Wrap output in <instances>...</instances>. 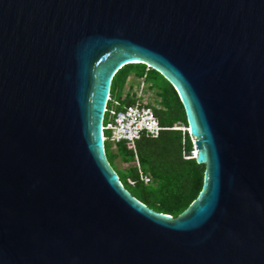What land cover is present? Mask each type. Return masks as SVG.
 I'll list each match as a JSON object with an SVG mask.
<instances>
[{"label":"water","instance_id":"water-1","mask_svg":"<svg viewBox=\"0 0 264 264\" xmlns=\"http://www.w3.org/2000/svg\"><path fill=\"white\" fill-rule=\"evenodd\" d=\"M129 62L173 85L204 165L175 216L104 152ZM0 264H264V0H0Z\"/></svg>","mask_w":264,"mask_h":264},{"label":"trees","instance_id":"trees-1","mask_svg":"<svg viewBox=\"0 0 264 264\" xmlns=\"http://www.w3.org/2000/svg\"><path fill=\"white\" fill-rule=\"evenodd\" d=\"M139 77L155 94L153 112L162 127L155 136L141 134L135 139L134 147L124 140L116 141V151L111 150L108 139H104V152L121 183L131 194L155 210L175 216L198 193L204 165L197 163L195 156H185L193 141L187 130L184 108L173 85L158 70L142 62L123 64L112 76L110 95L116 97L114 92L125 85L128 78ZM118 98L119 106L135 101L133 91H127ZM110 103L108 101L107 105ZM103 133L106 134L105 131ZM135 155L138 166L133 163ZM117 156L122 162L131 161V165L116 167L114 158ZM140 172L149 175L147 182L140 178Z\"/></svg>","mask_w":264,"mask_h":264},{"label":"built area","instance_id":"built-area-1","mask_svg":"<svg viewBox=\"0 0 264 264\" xmlns=\"http://www.w3.org/2000/svg\"><path fill=\"white\" fill-rule=\"evenodd\" d=\"M137 80L140 82V86L138 90H133L135 101L130 104L119 106L120 99L112 97L110 93L108 94L107 102L110 101L111 103L110 105L106 103L104 108L101 128L103 132L106 131V134L103 133V139L115 142L124 140L131 147H134L135 139L141 134L155 136L162 127L153 112L152 104L154 101L145 92L152 89L148 87L142 77L137 78ZM142 86L145 90H141L140 87ZM177 127L184 128L180 125H177ZM190 136L193 141V136ZM195 153L196 149L192 146L185 156H194ZM133 163L136 166L139 165L136 155ZM140 178L147 182L150 177L147 173L140 172Z\"/></svg>","mask_w":264,"mask_h":264},{"label":"rangeland","instance_id":"rangeland-1","mask_svg":"<svg viewBox=\"0 0 264 264\" xmlns=\"http://www.w3.org/2000/svg\"><path fill=\"white\" fill-rule=\"evenodd\" d=\"M129 84H130V87H128ZM139 86H140V82L137 80V78H134V79L129 78L126 81L125 85L116 89V91L114 92V96H116L118 98L119 96L124 95L127 91L138 90ZM140 88H141V90H145L144 86H142ZM145 92H146L148 97L152 98L153 101L155 100V94H154L153 90H148ZM108 142H109L111 150L116 151V142L111 141L109 139H108ZM131 163H132L131 161L122 162L120 160L119 156L114 158V165L116 167H119V168H127L128 166L131 165Z\"/></svg>","mask_w":264,"mask_h":264},{"label":"crops","instance_id":"crops-1","mask_svg":"<svg viewBox=\"0 0 264 264\" xmlns=\"http://www.w3.org/2000/svg\"><path fill=\"white\" fill-rule=\"evenodd\" d=\"M129 79V78H128Z\"/></svg>","mask_w":264,"mask_h":264}]
</instances>
